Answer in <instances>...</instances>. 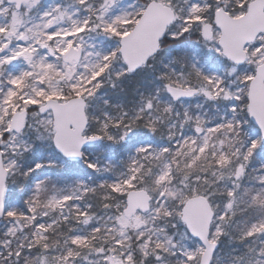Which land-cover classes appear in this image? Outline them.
I'll list each match as a JSON object with an SVG mask.
<instances>
[{
	"label": "snow or ice",
	"instance_id": "6c2138e0",
	"mask_svg": "<svg viewBox=\"0 0 264 264\" xmlns=\"http://www.w3.org/2000/svg\"><path fill=\"white\" fill-rule=\"evenodd\" d=\"M0 264H264V0H0Z\"/></svg>",
	"mask_w": 264,
	"mask_h": 264
}]
</instances>
